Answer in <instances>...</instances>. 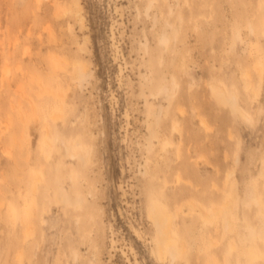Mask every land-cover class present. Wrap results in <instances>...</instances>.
<instances>
[{
    "label": "rangeland",
    "instance_id": "obj_1",
    "mask_svg": "<svg viewBox=\"0 0 264 264\" xmlns=\"http://www.w3.org/2000/svg\"><path fill=\"white\" fill-rule=\"evenodd\" d=\"M263 209L264 0H0V264H264Z\"/></svg>",
    "mask_w": 264,
    "mask_h": 264
},
{
    "label": "bare ground",
    "instance_id": "obj_2",
    "mask_svg": "<svg viewBox=\"0 0 264 264\" xmlns=\"http://www.w3.org/2000/svg\"><path fill=\"white\" fill-rule=\"evenodd\" d=\"M75 14L78 16L79 20H81L83 18L82 15L80 14V8L78 6H76ZM238 34H239V32H238ZM76 67L79 70L82 69V66L81 65H77ZM260 71L261 70H259V73H260ZM81 79H83V78H81ZM210 85H211L210 86L211 87V91H212L213 95L216 97V100H218L220 103L225 104L223 106H226V105L229 106L231 108V112L232 111H235L236 113L239 112L241 114V116H242L243 113L240 110V107H239V105L237 103L235 92L234 93L232 92L230 94H227L226 91L223 89V87H221L219 85H216V84H213V83L212 84L210 83ZM164 87H165V85H163L162 88H164ZM255 95H257V94H255ZM181 109L179 111H181ZM244 114H243V116H244ZM245 116H244V119L245 120H248L250 118L249 117V118L246 119ZM53 119H55V116L53 117ZM176 127L177 126L174 125L172 127V129L177 131L178 129H176ZM148 131H149V139H148V142H147V145H146V149H147L146 151H149L148 153H150V150L154 149L153 148L154 147L153 146L154 145L153 140H155V141H158L159 140L160 141L161 149H166L168 147V145L171 143V141L168 140L166 137L163 138V139H160V137H159V130H158V128H157V126H156V124H155L154 121L149 122V124H148ZM170 145H172V143ZM65 148L67 149L70 157L71 158H74L75 157V152L71 148V143H65ZM236 151H237V154H238V148H237ZM235 156H236V154H235ZM46 158H47V156H46ZM236 162H237V157H236ZM259 174L260 175H263V172L260 171ZM228 175H230V173ZM251 184H253V183H251ZM234 194H235V196H232V199H235L233 197H236V193L235 192H234ZM258 198L259 197H257L255 195V193H253V195H250L249 201H253L255 203H259V199ZM225 207L226 208L227 207H230V202L229 201L225 203ZM221 210L222 209L218 208V209L212 210L211 213H206L202 209H199L197 211V214L199 215V217L202 218L203 221H210L212 214L215 213V214L219 215L221 213ZM260 210H261V208H260ZM261 214H262V211H261ZM147 215H148V219L153 222L154 227H155V230H156V236L154 238V241H155V244H156V247L154 249V254H155L156 258L159 261L164 260L165 255H166L167 252H169L170 255L173 258L176 257V256L183 255L184 252H185V250H186V248H185V245L183 243L182 244H179L177 242V238H176V236L172 232L173 224H172V216H171V214L169 212H161L158 208H155L154 211H148V214ZM222 227H223L222 234L225 231L229 230V229L231 230L232 220H231V218H230L229 215H225L224 216L223 221H222ZM257 253L258 252H256V250H253V249L252 250H248L246 252V255H247V260H246L247 262H246V264L247 263L250 264L251 261H253L256 257H258ZM18 259H19L18 260L19 261L18 264H22V262H21V256L20 255L18 256Z\"/></svg>",
    "mask_w": 264,
    "mask_h": 264
}]
</instances>
